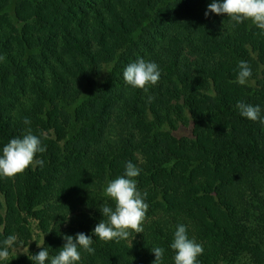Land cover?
I'll list each match as a JSON object with an SVG mask.
<instances>
[{"label": "trees", "instance_id": "obj_1", "mask_svg": "<svg viewBox=\"0 0 264 264\" xmlns=\"http://www.w3.org/2000/svg\"><path fill=\"white\" fill-rule=\"evenodd\" d=\"M260 6L0 0V264H264Z\"/></svg>", "mask_w": 264, "mask_h": 264}, {"label": "rangeland", "instance_id": "obj_2", "mask_svg": "<svg viewBox=\"0 0 264 264\" xmlns=\"http://www.w3.org/2000/svg\"><path fill=\"white\" fill-rule=\"evenodd\" d=\"M261 8L258 10H255L254 13L252 14L255 19H259V18H263L264 17V6H260ZM253 23V22H252ZM105 76V74H104ZM103 76V77H104ZM103 77L101 80H103ZM129 219L126 220V223L125 225L122 226V230L123 231H126L127 227L126 226H129ZM130 228V227H128ZM131 229V228H130ZM41 245V244H37V247ZM33 247L32 243H30L28 246H22V245H17L15 247H12L11 249V254L10 256H13V257H19L20 255H24L26 254L27 252H29L30 248Z\"/></svg>", "mask_w": 264, "mask_h": 264}]
</instances>
